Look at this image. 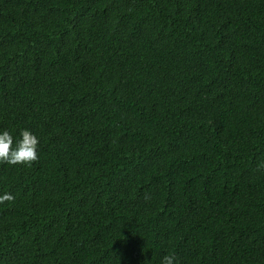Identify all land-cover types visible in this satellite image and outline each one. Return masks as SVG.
Wrapping results in <instances>:
<instances>
[{
  "label": "trees",
  "instance_id": "obj_1",
  "mask_svg": "<svg viewBox=\"0 0 264 264\" xmlns=\"http://www.w3.org/2000/svg\"><path fill=\"white\" fill-rule=\"evenodd\" d=\"M0 264H264V0H0Z\"/></svg>",
  "mask_w": 264,
  "mask_h": 264
},
{
  "label": "clouds",
  "instance_id": "obj_2",
  "mask_svg": "<svg viewBox=\"0 0 264 264\" xmlns=\"http://www.w3.org/2000/svg\"><path fill=\"white\" fill-rule=\"evenodd\" d=\"M39 142V137L27 128L20 130L19 138L8 129H0V163L30 164L38 160ZM13 199L14 196L9 192L0 194V203ZM161 264H177L175 254L165 255Z\"/></svg>",
  "mask_w": 264,
  "mask_h": 264
}]
</instances>
